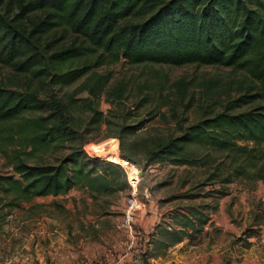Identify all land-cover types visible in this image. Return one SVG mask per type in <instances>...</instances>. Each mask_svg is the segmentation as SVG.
I'll return each mask as SVG.
<instances>
[{
  "label": "trees",
  "instance_id": "trees-1",
  "mask_svg": "<svg viewBox=\"0 0 264 264\" xmlns=\"http://www.w3.org/2000/svg\"><path fill=\"white\" fill-rule=\"evenodd\" d=\"M59 30L64 33L59 39L53 35L44 40ZM68 32L73 37L64 43ZM90 55H97L96 65L124 58L132 64L246 70L257 88L230 99L221 111L206 114L179 135L159 138L148 160L212 168L217 162L214 151L225 158L217 163L216 173L208 174L218 183L227 185L242 176L264 180V0H0V64L35 79L68 83L89 74L84 86L94 97L84 109L75 98L42 97L0 83V153L12 167L0 174V231L16 209L37 197L82 189L97 201L129 191L127 173L119 164L126 160L117 153L110 155L111 161L94 158L85 145L103 123L117 125L120 137L142 130L148 119H139L140 114L152 98L145 95L135 110L126 111L124 90H108L117 109L105 114L99 98L108 77L98 75L89 84V65L64 72L68 61ZM81 110L89 113L84 126L75 115ZM147 113L150 120L165 116L160 108ZM137 119L135 124L127 122ZM61 148L67 151L58 156ZM200 148L207 152L198 156ZM217 209L216 204L173 212L172 222L157 230L203 231Z\"/></svg>",
  "mask_w": 264,
  "mask_h": 264
},
{
  "label": "rangeland",
  "instance_id": "rangeland-1",
  "mask_svg": "<svg viewBox=\"0 0 264 264\" xmlns=\"http://www.w3.org/2000/svg\"><path fill=\"white\" fill-rule=\"evenodd\" d=\"M63 34L59 30L45 36L44 40H49L53 35L59 39ZM72 37V32H68L62 42L67 43ZM96 56L68 61L64 65V72L89 65V73L93 76L89 84L95 82L98 75L108 77L109 82L99 98V108L105 114H110L112 107L115 108L114 112L117 109L109 101L108 90H124L126 97L122 107L126 111L135 110L137 102L145 95L152 98L151 105L140 114L139 119H148L142 130L120 137L117 125L109 127L103 123L89 135V142L85 145L87 153L94 158L108 160L111 154L117 153L140 171L137 185L140 207L133 231L136 241L153 232L157 223L165 225L172 221L173 212L216 204L218 209L211 212L212 221L203 230L224 231L227 227L229 231L241 235L264 231L263 179L242 176L222 185L216 176L208 177L211 171L217 172L215 167L225 160L224 155L211 151L212 159L214 155L217 159L212 168L178 166L168 162L150 163L148 160L149 151L159 138L179 135L183 128L206 114L221 111L230 99L257 88L254 78L246 70L227 66L132 64L124 58L96 65ZM88 75L70 83L63 79H35L30 74L19 73L0 64V83L3 86L23 93L36 92L42 97L57 95L64 101L75 98L84 105V109L89 98H94L84 86ZM158 108L165 112V116L150 120L151 116L147 112ZM75 115L82 126L89 118V113L84 110L77 111ZM138 121L127 122L135 124ZM66 151L61 148L56 154L61 156ZM122 152L131 159L123 157ZM206 152L205 148L197 149L198 156ZM123 163L126 164V161ZM11 171L8 159L0 153V174ZM218 190L227 194L218 197ZM128 195L129 191L120 192L94 201L86 191L73 189L63 196L37 197L31 203L24 202L9 219L13 221L14 230L5 233L1 246L19 250L21 259L27 257V249H34L37 241L39 247H49L47 237L36 234L29 236L28 231L35 228L40 219L46 224V218L54 217L65 220L75 216H116L123 219V233L129 234L123 217ZM191 195L194 197L189 198ZM207 211H211V207ZM30 258L33 259L31 264L38 263L37 258Z\"/></svg>",
  "mask_w": 264,
  "mask_h": 264
},
{
  "label": "crops",
  "instance_id": "crops-1",
  "mask_svg": "<svg viewBox=\"0 0 264 264\" xmlns=\"http://www.w3.org/2000/svg\"><path fill=\"white\" fill-rule=\"evenodd\" d=\"M122 220L106 215L54 217L46 218L45 224L40 219L28 235L47 237L49 247L35 241L25 259L19 250L1 246L5 233L14 230L13 221H7L0 231V264H31L32 256L37 264H124L137 254L144 264H264V231L241 235L226 227L176 234L157 230L159 222L136 241L134 234L123 233ZM211 221L212 217L207 224Z\"/></svg>",
  "mask_w": 264,
  "mask_h": 264
},
{
  "label": "built area",
  "instance_id": "built-area-1",
  "mask_svg": "<svg viewBox=\"0 0 264 264\" xmlns=\"http://www.w3.org/2000/svg\"><path fill=\"white\" fill-rule=\"evenodd\" d=\"M119 164L125 169L130 184L129 195L127 197L126 207L123 213L124 225L129 229V232L133 234L134 224L137 220L140 207L137 187L140 178V171L128 160H126V164ZM124 264H144V262L142 256L140 254H137Z\"/></svg>",
  "mask_w": 264,
  "mask_h": 264
}]
</instances>
